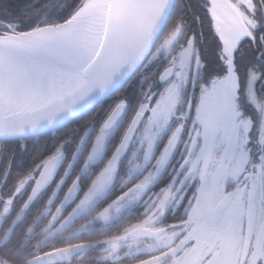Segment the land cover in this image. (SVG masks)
I'll use <instances>...</instances> for the list:
<instances>
[{
  "label": "snow or ice",
  "instance_id": "obj_1",
  "mask_svg": "<svg viewBox=\"0 0 264 264\" xmlns=\"http://www.w3.org/2000/svg\"><path fill=\"white\" fill-rule=\"evenodd\" d=\"M0 264H264V0H0Z\"/></svg>",
  "mask_w": 264,
  "mask_h": 264
}]
</instances>
